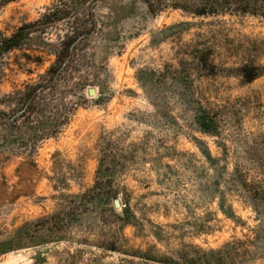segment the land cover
<instances>
[{"label": "rangeland", "instance_id": "obj_1", "mask_svg": "<svg viewBox=\"0 0 264 264\" xmlns=\"http://www.w3.org/2000/svg\"><path fill=\"white\" fill-rule=\"evenodd\" d=\"M58 1L12 0L0 28ZM151 2H79L32 34L42 64L0 55V264H264V73L243 76L264 72L261 0Z\"/></svg>", "mask_w": 264, "mask_h": 264}, {"label": "trees", "instance_id": "obj_2", "mask_svg": "<svg viewBox=\"0 0 264 264\" xmlns=\"http://www.w3.org/2000/svg\"><path fill=\"white\" fill-rule=\"evenodd\" d=\"M12 0H0V9L4 4ZM97 0H59L54 3L41 18L25 23L16 29L11 34H7L0 28V55L10 54L20 50L24 57V61L18 60L17 65L22 68L24 65L36 63L38 65L44 62L42 54H36L40 48H35L32 42V34L35 32L47 34L49 27L57 24L61 20H66L76 15V7L79 2L87 3L89 5L95 4ZM148 7L153 10L154 5L151 0H145ZM252 11L261 15L264 18V0L259 4H253L250 7ZM85 27H73L70 34H65L61 39L57 48L50 50V54L55 56L53 64L47 69L46 73L40 76V81L35 83H28L23 89L16 91V94L22 100L25 111L29 107L28 101L34 99L38 93L43 91L47 85L52 84L69 68V60L72 55V43L78 39H84L88 32ZM54 46V45H53ZM31 72V70H28ZM264 72L260 71L258 67L249 69L243 68V76L247 81H253Z\"/></svg>", "mask_w": 264, "mask_h": 264}, {"label": "water", "instance_id": "obj_3", "mask_svg": "<svg viewBox=\"0 0 264 264\" xmlns=\"http://www.w3.org/2000/svg\"><path fill=\"white\" fill-rule=\"evenodd\" d=\"M89 92L91 95L96 94V90L94 88H90ZM115 205H116V207H120V201L118 199L115 200Z\"/></svg>", "mask_w": 264, "mask_h": 264}]
</instances>
